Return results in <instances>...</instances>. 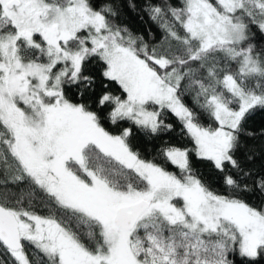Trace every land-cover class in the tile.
Masks as SVG:
<instances>
[{
	"label": "snow or ice",
	"instance_id": "1",
	"mask_svg": "<svg viewBox=\"0 0 264 264\" xmlns=\"http://www.w3.org/2000/svg\"><path fill=\"white\" fill-rule=\"evenodd\" d=\"M0 264H264V0H0Z\"/></svg>",
	"mask_w": 264,
	"mask_h": 264
},
{
	"label": "trees",
	"instance_id": "2",
	"mask_svg": "<svg viewBox=\"0 0 264 264\" xmlns=\"http://www.w3.org/2000/svg\"><path fill=\"white\" fill-rule=\"evenodd\" d=\"M130 26L133 27L134 29L137 27V25L135 23L131 24ZM134 143H136V142L134 141Z\"/></svg>",
	"mask_w": 264,
	"mask_h": 264
}]
</instances>
